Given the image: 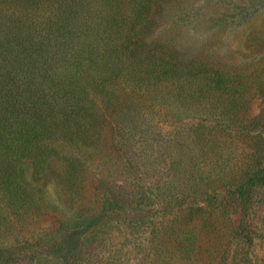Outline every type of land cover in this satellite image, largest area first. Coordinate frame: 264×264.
<instances>
[{"label": "rangeland", "instance_id": "1", "mask_svg": "<svg viewBox=\"0 0 264 264\" xmlns=\"http://www.w3.org/2000/svg\"><path fill=\"white\" fill-rule=\"evenodd\" d=\"M70 1L88 115L0 194V264H264V0Z\"/></svg>", "mask_w": 264, "mask_h": 264}, {"label": "trees", "instance_id": "2", "mask_svg": "<svg viewBox=\"0 0 264 264\" xmlns=\"http://www.w3.org/2000/svg\"><path fill=\"white\" fill-rule=\"evenodd\" d=\"M141 1L143 11L137 17H143L152 2ZM72 2L0 0V194L13 204L31 199L37 189L34 181L50 171V153L57 152L52 138L76 142L81 133L73 128L88 115L85 95L76 96L90 78L83 75L82 64L67 66L63 74L52 63L65 52L68 41L60 33L72 17ZM138 24L134 21L133 27ZM37 26L56 32L44 35ZM70 49L65 54L73 55L75 48ZM50 82L54 96H50ZM70 91H75L74 96ZM29 168L34 181L27 177Z\"/></svg>", "mask_w": 264, "mask_h": 264}]
</instances>
